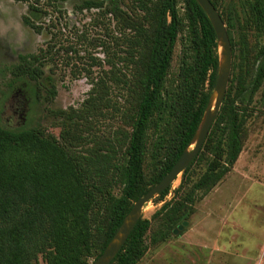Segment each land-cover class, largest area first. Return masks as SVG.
I'll return each instance as SVG.
<instances>
[{
	"label": "trees",
	"instance_id": "16d2710c",
	"mask_svg": "<svg viewBox=\"0 0 264 264\" xmlns=\"http://www.w3.org/2000/svg\"><path fill=\"white\" fill-rule=\"evenodd\" d=\"M65 1L28 0L23 21L46 37L7 68L9 85L19 83L33 102L47 104L57 93L54 76L67 70L72 79L84 76L89 89L78 108L58 111V136L39 126L0 124V264H90L134 201L190 144L217 75L216 35L196 0H182V11L178 0H80L73 11L90 13L81 25L71 21ZM210 1L233 55L236 2L244 25L254 28L255 44L241 36L239 60L231 64L198 154L176 188L152 199L163 203L152 215L161 229L151 244L174 233L200 199L196 194L206 195L229 173L245 142L247 106L264 84V0ZM180 34L186 35L185 50L171 76ZM97 116L104 119L100 133L98 124L92 130ZM200 164L204 169L193 182ZM150 225L141 215L109 264H137Z\"/></svg>",
	"mask_w": 264,
	"mask_h": 264
},
{
	"label": "rangeland",
	"instance_id": "374dc122",
	"mask_svg": "<svg viewBox=\"0 0 264 264\" xmlns=\"http://www.w3.org/2000/svg\"><path fill=\"white\" fill-rule=\"evenodd\" d=\"M78 1L80 0H67L61 5L65 8L71 21L73 23L76 22L77 25H81L79 22L89 20L90 13L87 11L83 13L74 12L73 4ZM178 1V6L182 11V0ZM235 10L239 18L238 20L235 18L232 28V36L235 42L232 62L237 63L239 60L238 54L241 36L245 34V42L253 46L256 35L253 26L244 25L246 24L243 20L245 13L237 2L235 3ZM27 14H29L28 0H0V124L12 129L39 126L46 133L58 136L62 127L59 118L60 111L71 107L78 108L86 96L89 85L86 78L82 75L79 78L72 79L67 70H65L64 74L58 73L54 76L57 93L53 101L47 104L44 102H33L32 97L29 96L28 92L23 90L19 83H16L14 86L9 85L10 76L7 68L17 62L20 54L35 52L43 44L46 37L43 33H36L30 26L24 23L23 15ZM180 35L181 37L177 41L173 51L169 71L171 76L176 74L182 51L183 49L185 50L183 41L186 42V35ZM13 104H16L19 113H14L12 114L13 117L9 118V115L12 113L10 106ZM246 117L247 120L244 126L246 134L242 149L248 152H264V84L256 91L252 101L247 106ZM91 124L94 126L92 130H95L98 124L97 132L100 133L103 129L104 119L101 116H97V118L92 120ZM203 169V164L196 166L191 175V181L194 182ZM250 176L252 175L249 174L248 178H251ZM180 177L181 175L172 183L171 190L176 188L180 183ZM231 178L229 177V173H227L221 182L206 195L202 196L201 192H198L196 195L200 199H196L190 206L191 209L182 222L185 224L182 225L181 223L182 228L178 229L176 233H171L165 240L159 241L156 244H151L150 238L153 234H158L161 225L159 219L157 217L152 218V215L159 210L163 201L154 199L147 202L143 207L142 216L150 219L151 225L145 238L147 249L137 264H244L241 262V260H244V256H240L242 254V247L244 246L241 244L244 241L240 244L238 237L244 239L252 233L254 238L249 236L250 239L248 238L247 240L254 244H261L260 240L262 239H257V237L263 238L264 236V207L260 203L262 202V195L252 192V190L245 191L246 187L244 185L241 187L243 183L240 185L236 184L237 188L235 187L232 194L228 190V185L232 183ZM219 187L224 189L219 198L220 200L227 199L226 202L230 200V196L232 195H235L234 201L237 202L240 197L246 195L241 203L243 205L242 209H238L241 212L237 215V218L241 220L237 223L241 231L243 230L242 228L246 227L247 233H241L239 236H236L234 241L236 240L237 243L235 242V245L226 246L232 250L231 255L227 253H223L222 255L214 253V230L219 223L218 218H215L213 208L215 206L216 195L220 192L216 190ZM215 190L216 193H214ZM172 195L173 192L170 191L165 199H171ZM225 225L228 226V222ZM230 250L226 249V251ZM248 258L247 256L246 264L249 262ZM257 261L258 263L253 264H264V251L257 257Z\"/></svg>",
	"mask_w": 264,
	"mask_h": 264
},
{
	"label": "water",
	"instance_id": "95a60500",
	"mask_svg": "<svg viewBox=\"0 0 264 264\" xmlns=\"http://www.w3.org/2000/svg\"><path fill=\"white\" fill-rule=\"evenodd\" d=\"M196 2L200 5L211 22L218 46L217 75L202 119L190 141V144L183 150L171 169L157 183L150 187L144 195L134 201L132 207L123 218L118 229L109 240L103 251L90 264H109L112 261L125 243L136 222L141 217L145 204L151 201L168 186L172 185L178 176L181 175L182 171L196 157L209 131V128L211 127V124L220 109L231 73L232 52L230 40L225 24L221 19L218 10L214 7L211 1L196 0ZM182 225H178L177 229H174V233H176L178 229L182 228Z\"/></svg>",
	"mask_w": 264,
	"mask_h": 264
},
{
	"label": "crops",
	"instance_id": "0c3cea01",
	"mask_svg": "<svg viewBox=\"0 0 264 264\" xmlns=\"http://www.w3.org/2000/svg\"><path fill=\"white\" fill-rule=\"evenodd\" d=\"M249 174L252 175L250 176L251 178H248ZM229 177H232V183L230 182L231 184L228 185V190L232 194L235 190L236 184L240 185L241 183H243L241 187L244 185L246 187L245 191L252 190V192H256L257 194L260 193L262 195V202L260 203L264 207V152H248L247 150L242 149L234 163V166L232 167V170L229 171ZM216 190L220 192L216 195L213 213L215 215V218H218L219 225H217V227H215L216 229L214 230V253L221 255L223 253H227L231 255L232 250H230V247L226 246H231L232 244L235 245V242L237 243L236 240L234 241L236 236H239L241 233H247L246 227L242 228L243 230L241 231L237 223L239 220H241L237 218V215L241 212L240 210L243 206L241 205V203L243 202V199L246 197V195L238 199L239 203L237 201H234L235 195L230 196V200L226 202L227 199L220 200L219 198L220 195L224 192V189H221V187H219ZM216 190L214 191V193H216ZM239 208L240 210L238 211ZM227 222L228 226L225 225ZM249 236L251 238H254V236H252V233L251 235H247L244 239L238 237V241L240 244L244 241L243 244H241L242 246H244L242 247V254H240V256H244V260H241V262L246 264V258L248 256V264H253L256 262L258 263L257 257L260 256V253L264 251V236L263 238L257 237V239H262L260 240L261 244H254L253 242L248 241L247 239L249 238ZM221 241H223L222 244ZM227 248L230 251H226Z\"/></svg>",
	"mask_w": 264,
	"mask_h": 264
},
{
	"label": "flooded vegetation",
	"instance_id": "af4514ba",
	"mask_svg": "<svg viewBox=\"0 0 264 264\" xmlns=\"http://www.w3.org/2000/svg\"><path fill=\"white\" fill-rule=\"evenodd\" d=\"M11 107V109H12V113L9 115V118H11V117H13V115L12 114H18L19 112H18V107L16 106V104H13L12 106H10Z\"/></svg>",
	"mask_w": 264,
	"mask_h": 264
}]
</instances>
